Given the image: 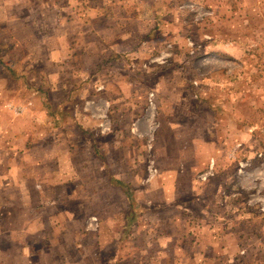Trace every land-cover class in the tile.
I'll list each match as a JSON object with an SVG mask.
<instances>
[{
    "label": "rangeland",
    "instance_id": "374dc122",
    "mask_svg": "<svg viewBox=\"0 0 264 264\" xmlns=\"http://www.w3.org/2000/svg\"><path fill=\"white\" fill-rule=\"evenodd\" d=\"M34 123L70 170L0 264H264V0H0V142Z\"/></svg>",
    "mask_w": 264,
    "mask_h": 264
},
{
    "label": "crops",
    "instance_id": "0c3cea01",
    "mask_svg": "<svg viewBox=\"0 0 264 264\" xmlns=\"http://www.w3.org/2000/svg\"><path fill=\"white\" fill-rule=\"evenodd\" d=\"M7 11V8H1V14ZM15 107V104L7 105V107L1 106V122L5 114V109L12 108L10 109L11 111L8 112L13 113V109ZM41 107L43 108L42 103ZM26 109L27 107L24 109V112ZM46 109L48 110V108ZM35 125V123L30 125L31 137L28 138L31 144L29 149H27L25 144H22V142L19 141V151L15 150V142L13 139L7 144L5 142H0L1 228L6 227V225H9L11 222H14L16 218H18L17 207L22 206L30 208L32 205H37L38 196L42 197V194H39L38 188H41L42 184H45V180L50 182V179L53 178V184L63 185V175L66 170L68 171V168L70 170V145L68 142H66V139L64 140L65 136L63 135V137H57L54 135L53 131H48L47 129L45 137H42L43 135L38 132V129L32 130ZM49 126L51 125L49 124ZM18 129L19 128L15 129L13 137H27V133L23 135L21 131H18ZM2 132L3 126H1V133ZM39 142H45L44 146L41 147ZM1 149L4 151H1ZM23 161H25L26 164H22ZM6 183L8 184L7 186ZM16 192L19 193L18 197L13 196V194ZM28 196L29 201H24L23 198ZM34 214V212H31L29 218H26V221L30 223V227L33 225L35 226L37 223L39 224L40 222H43V220H40ZM66 215L67 214L61 212L59 209L51 214V216L49 214L47 217H49V220H52V222L59 224L63 221L72 220L71 218L66 217ZM92 222L94 224V221ZM13 227H16V224H13ZM34 228L31 229V232L37 233L36 229ZM24 234L25 233H21L20 231L18 234L13 232L1 234L0 231L1 240L3 238H15L17 235L22 236ZM83 236L84 238L90 237V234L83 233Z\"/></svg>",
    "mask_w": 264,
    "mask_h": 264
},
{
    "label": "trees",
    "instance_id": "16d2710c",
    "mask_svg": "<svg viewBox=\"0 0 264 264\" xmlns=\"http://www.w3.org/2000/svg\"><path fill=\"white\" fill-rule=\"evenodd\" d=\"M9 70H11V69H9Z\"/></svg>",
    "mask_w": 264,
    "mask_h": 264
}]
</instances>
